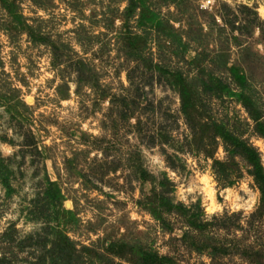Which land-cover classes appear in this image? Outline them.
I'll return each instance as SVG.
<instances>
[{
    "label": "rangeland",
    "instance_id": "obj_1",
    "mask_svg": "<svg viewBox=\"0 0 264 264\" xmlns=\"http://www.w3.org/2000/svg\"><path fill=\"white\" fill-rule=\"evenodd\" d=\"M246 148L264 0H0V264H264Z\"/></svg>",
    "mask_w": 264,
    "mask_h": 264
},
{
    "label": "trees",
    "instance_id": "obj_2",
    "mask_svg": "<svg viewBox=\"0 0 264 264\" xmlns=\"http://www.w3.org/2000/svg\"><path fill=\"white\" fill-rule=\"evenodd\" d=\"M232 145H234L236 147L239 145V143L234 141ZM256 156H257V154L254 150H252L251 148L250 149L246 148V154L244 155V157L246 158L247 162L252 167V174H253L254 178L257 181H259L260 184L264 185V172L261 171V167L258 163V159Z\"/></svg>",
    "mask_w": 264,
    "mask_h": 264
}]
</instances>
